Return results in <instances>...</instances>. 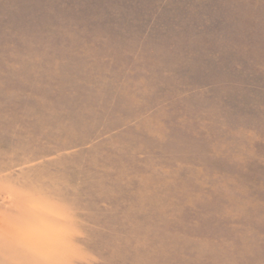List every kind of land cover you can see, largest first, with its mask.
Masks as SVG:
<instances>
[{
  "label": "rangeland",
  "instance_id": "rangeland-1",
  "mask_svg": "<svg viewBox=\"0 0 264 264\" xmlns=\"http://www.w3.org/2000/svg\"><path fill=\"white\" fill-rule=\"evenodd\" d=\"M0 264H264V0H0Z\"/></svg>",
  "mask_w": 264,
  "mask_h": 264
}]
</instances>
